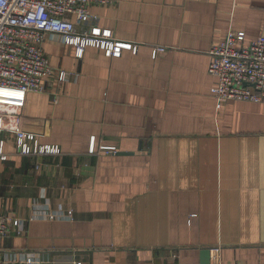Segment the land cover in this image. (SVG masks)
Instances as JSON below:
<instances>
[{"label": "crops", "instance_id": "0c3cea01", "mask_svg": "<svg viewBox=\"0 0 264 264\" xmlns=\"http://www.w3.org/2000/svg\"><path fill=\"white\" fill-rule=\"evenodd\" d=\"M87 10L90 25L136 52L88 47L77 58L45 39L53 75L12 110L60 151L22 156L6 144L1 259L200 264L208 248L209 264H264V103L218 102L207 71L228 32L264 37V0H108ZM155 48L165 52L153 58Z\"/></svg>", "mask_w": 264, "mask_h": 264}, {"label": "built area", "instance_id": "2783aa9c", "mask_svg": "<svg viewBox=\"0 0 264 264\" xmlns=\"http://www.w3.org/2000/svg\"><path fill=\"white\" fill-rule=\"evenodd\" d=\"M92 3L106 4L108 0H0V164L7 160L4 148L9 142L22 156L55 155L60 151L57 146L40 145L34 134L21 128L20 112L12 110L27 94L42 93L53 75L42 48L48 36L73 46L77 58L88 47L111 58L120 57L123 50L136 52L135 46L116 40L110 30L89 24L87 8ZM77 27L81 28L79 32ZM164 52V48H155L152 57ZM209 56L207 71L215 80L210 92L218 102L264 103V37L246 42L243 32L230 31ZM57 79L65 81L66 74L60 73ZM99 149L115 152L113 147ZM93 151L92 142L89 152ZM10 226V220L0 215V244ZM17 227L20 233L23 223H17ZM0 264L7 262L0 257ZM25 264H33V258H27Z\"/></svg>", "mask_w": 264, "mask_h": 264}, {"label": "water", "instance_id": "95a60500", "mask_svg": "<svg viewBox=\"0 0 264 264\" xmlns=\"http://www.w3.org/2000/svg\"><path fill=\"white\" fill-rule=\"evenodd\" d=\"M117 155H127L123 152H116ZM211 249L203 248L199 251V262L200 264H209L210 262Z\"/></svg>", "mask_w": 264, "mask_h": 264}]
</instances>
